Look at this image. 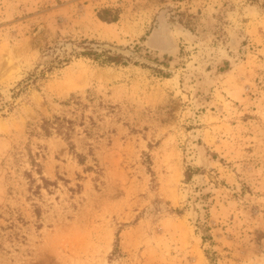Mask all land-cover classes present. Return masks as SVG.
<instances>
[{
  "label": "rangeland",
  "instance_id": "obj_1",
  "mask_svg": "<svg viewBox=\"0 0 264 264\" xmlns=\"http://www.w3.org/2000/svg\"><path fill=\"white\" fill-rule=\"evenodd\" d=\"M54 114L84 163L42 134ZM28 147L62 178L30 200ZM16 212L0 264H264V0H0V225Z\"/></svg>",
  "mask_w": 264,
  "mask_h": 264
},
{
  "label": "trees",
  "instance_id": "obj_2",
  "mask_svg": "<svg viewBox=\"0 0 264 264\" xmlns=\"http://www.w3.org/2000/svg\"><path fill=\"white\" fill-rule=\"evenodd\" d=\"M69 102L76 104L77 107H86V104L82 102L78 95L71 97L65 101L64 104H69ZM74 123L73 119L65 115L54 114L52 118L41 119V123L38 127L42 130L43 135L52 133V130L55 131V133L62 134L77 161L79 163H84L85 154L75 151L74 143L71 140V135L74 131ZM33 132L34 130L32 129L31 134ZM27 155L30 162V169H25L23 173L27 182V190L30 192V195H27V198L30 200L31 196H40L42 189L51 192L50 186L58 187L57 179L62 178L58 176L57 179H50L49 177L43 175L41 164L38 159V157L42 156L39 150L34 153L30 147H28ZM33 172L37 173V178L33 175ZM31 204V212L33 216L36 217V219H40L42 214L41 205L33 201ZM10 210L12 211V209ZM15 214L16 215H12V217L7 220L8 223L6 225H0L2 230H6L7 228L11 229L10 232H7L5 235V237H8L9 239L18 236L15 228L17 226V222L23 221L20 212H16ZM38 226H40V223H38Z\"/></svg>",
  "mask_w": 264,
  "mask_h": 264
},
{
  "label": "bare ground",
  "instance_id": "obj_3",
  "mask_svg": "<svg viewBox=\"0 0 264 264\" xmlns=\"http://www.w3.org/2000/svg\"><path fill=\"white\" fill-rule=\"evenodd\" d=\"M72 85H74V83H68V84H65L64 86H63V89L66 91V90H68ZM61 88V87H60Z\"/></svg>",
  "mask_w": 264,
  "mask_h": 264
}]
</instances>
